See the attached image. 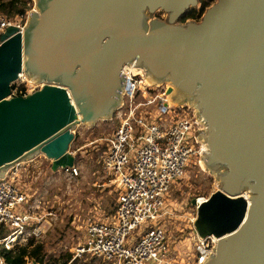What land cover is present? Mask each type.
<instances>
[{
  "label": "water",
  "instance_id": "95a60500",
  "mask_svg": "<svg viewBox=\"0 0 264 264\" xmlns=\"http://www.w3.org/2000/svg\"><path fill=\"white\" fill-rule=\"evenodd\" d=\"M35 1L24 31L0 36V174L39 154L74 166L76 129L112 120L124 68L140 67L204 125L200 163L219 182L192 200L197 234L219 238L204 264H264V0H217L186 22L200 0ZM22 76L42 87L15 95Z\"/></svg>",
  "mask_w": 264,
  "mask_h": 264
},
{
  "label": "built area",
  "instance_id": "2783aa9c",
  "mask_svg": "<svg viewBox=\"0 0 264 264\" xmlns=\"http://www.w3.org/2000/svg\"><path fill=\"white\" fill-rule=\"evenodd\" d=\"M29 13L8 16L0 12V36L10 26L23 32ZM123 74L128 81L123 105L116 112L119 125L106 139L102 153V165L120 194L110 220L88 223L73 260L90 256L113 264H170L169 235L164 226L169 213L167 196L175 181L185 175L189 163L201 157L204 146L198 132L204 125L186 105L166 101L169 87L155 93L163 85H152L142 68L128 65ZM20 90L21 95L30 93L26 86ZM70 153L76 159L72 149ZM75 166L63 169L77 174ZM28 168L23 161L0 174V233L6 231L0 235V264H16L1 255L2 249H15L42 234L39 225L43 217L35 211L42 203L38 197L32 199L28 184H22ZM193 238L192 264H204L219 238H201L196 231ZM24 264L35 263L28 259Z\"/></svg>",
  "mask_w": 264,
  "mask_h": 264
},
{
  "label": "rangeland",
  "instance_id": "374dc122",
  "mask_svg": "<svg viewBox=\"0 0 264 264\" xmlns=\"http://www.w3.org/2000/svg\"><path fill=\"white\" fill-rule=\"evenodd\" d=\"M26 1H28V12H30L26 19L27 24L31 12L36 9V1ZM200 1L201 4L204 1L209 2L207 9L217 0ZM201 7L202 5L200 8L191 10L200 11ZM204 12L198 19L187 18L185 20V15L180 21L200 20ZM155 16L165 20L167 13L158 10ZM15 84L16 88H13V92L17 96H25L19 93L22 86H26L27 91H30L27 95L42 87L25 77L17 80ZM169 86V84H164L155 93H162ZM167 99H169V94ZM183 105H186L189 113L193 111L195 113L192 103L186 102ZM118 125L115 114L112 120H99L92 127L82 124L76 129L72 150L76 155L77 174H70L63 168L54 171L52 160L44 154L35 156L36 161L27 164L30 171L27 179L22 180V184H28L32 188L30 191L32 199L38 197L42 203L35 210L36 213L44 215L43 219L49 221L45 223V228L41 227L42 224L39 225L42 229L41 236L32 238L35 239L36 244L44 246L48 256L57 259V264L62 263L63 256L67 252H72L73 257L75 256L77 246L85 239L88 223L96 219V211L101 210L99 206L104 207L107 202L111 209L116 206L120 189L104 169L102 153L106 148V139L114 133ZM140 146L141 144L138 143L137 148ZM200 159L201 157H198L189 163L185 175L177 179L168 192L169 213L164 219V226L169 235L170 264H192L195 251L193 232L196 231L194 222L197 217V207L192 204V200L208 198L219 188L216 175L205 169ZM5 232L4 230L3 234ZM24 245L26 244L19 245V247ZM76 261H78L77 264H113L103 258L90 256L76 258Z\"/></svg>",
  "mask_w": 264,
  "mask_h": 264
},
{
  "label": "trees",
  "instance_id": "16d2710c",
  "mask_svg": "<svg viewBox=\"0 0 264 264\" xmlns=\"http://www.w3.org/2000/svg\"><path fill=\"white\" fill-rule=\"evenodd\" d=\"M209 2L204 1L200 11L191 10L186 14L185 20L187 18L198 19L201 13L206 10L209 6ZM28 10V1L26 0H0V12L7 14L8 16H14L17 14H24ZM13 88H16L14 84ZM3 232L0 233L2 235ZM1 255L11 263L24 264L28 259L34 261L35 264H57V259L48 256L44 246L41 244H36L35 239L31 238L28 243L24 246H17L15 249H2ZM50 257V258H49ZM73 253L67 252L63 256V261L61 264H77L76 259L72 260ZM72 261V262H71Z\"/></svg>",
  "mask_w": 264,
  "mask_h": 264
},
{
  "label": "crops",
  "instance_id": "0c3cea01",
  "mask_svg": "<svg viewBox=\"0 0 264 264\" xmlns=\"http://www.w3.org/2000/svg\"><path fill=\"white\" fill-rule=\"evenodd\" d=\"M38 156V155H37ZM36 158V157H35ZM35 158H33V159H30V160H27L26 161V163L27 164H32V163H34L35 161H36V159ZM105 186H107V184L105 185ZM29 190L30 191H32V188L31 187H29ZM115 190V189H114ZM118 200V199H117ZM116 204H117V202H116ZM98 208H100L101 210H98V212L96 211V214H97V216H96V219H98V220H110V218L113 216V214H114V212H115V208H116V206L113 208V209H111L110 207H109V205H108V202H107V205H104V207H101V206H99ZM37 214H39L38 212H37ZM40 215V214H39ZM40 216H44V215H40ZM48 220L47 219H43L42 220V226L41 227H43V228H45L44 226H46V222H47ZM49 222V221H48ZM36 225V224H35ZM34 225V226H35Z\"/></svg>",
  "mask_w": 264,
  "mask_h": 264
},
{
  "label": "bare ground",
  "instance_id": "6f19581e",
  "mask_svg": "<svg viewBox=\"0 0 264 264\" xmlns=\"http://www.w3.org/2000/svg\"><path fill=\"white\" fill-rule=\"evenodd\" d=\"M24 77V76H22ZM172 98L170 99V94H169V99H166V101H168V103H170L171 105H175L176 106V103H173V101H171ZM204 148H205V145L203 144ZM205 168V167H204ZM204 199V198H203Z\"/></svg>",
  "mask_w": 264,
  "mask_h": 264
}]
</instances>
